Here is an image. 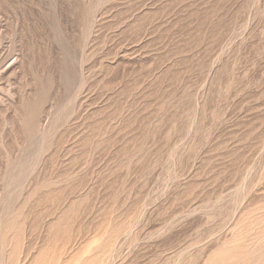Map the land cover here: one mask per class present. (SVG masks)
Masks as SVG:
<instances>
[{"label": "rangeland", "instance_id": "obj_1", "mask_svg": "<svg viewBox=\"0 0 264 264\" xmlns=\"http://www.w3.org/2000/svg\"><path fill=\"white\" fill-rule=\"evenodd\" d=\"M0 264H264V0H0Z\"/></svg>", "mask_w": 264, "mask_h": 264}]
</instances>
